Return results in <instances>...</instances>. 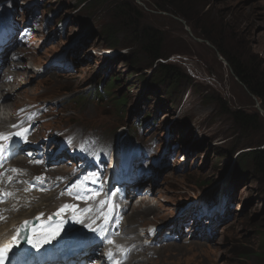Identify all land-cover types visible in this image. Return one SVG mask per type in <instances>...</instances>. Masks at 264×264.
Segmentation results:
<instances>
[{
	"label": "rangeland",
	"instance_id": "rangeland-1",
	"mask_svg": "<svg viewBox=\"0 0 264 264\" xmlns=\"http://www.w3.org/2000/svg\"><path fill=\"white\" fill-rule=\"evenodd\" d=\"M33 1L32 9H22ZM1 2L0 20L11 12V19L18 23L21 19L40 26L45 18L50 21L45 30L34 32L29 53L34 65H43L60 52L63 58L60 67L45 76L38 77L34 66L15 72L1 91L0 122H13L12 112L18 106L25 104L35 111L46 105L47 116L39 129L51 130L49 135L53 133L55 138L83 133L82 140L100 159L93 169L105 165V151L117 139L126 162L140 157L143 161L138 165L149 163L143 181L149 195L145 193L130 206L125 227L138 228L133 236L142 234L141 227L172 224L177 237L164 239L171 227L157 232L155 243L129 264H264L255 234L256 230L264 232L263 188L248 170L244 179L234 176L238 153L264 147V116L257 100L206 38L248 54L264 72V0H106L97 8L83 7L81 0H49L44 7L36 0ZM121 3L140 18V24L160 30L164 62L174 64L185 76L175 103H170L162 86L151 87L150 69L143 64L135 71L130 69L128 60L137 49L135 41L130 28L117 23L119 18L109 9ZM172 7L184 10L190 24L168 11ZM107 25L115 26L114 47H108L103 38ZM0 26L7 27L5 23ZM113 76L117 78L113 92L127 96L120 110L111 107L106 95L96 98L99 84L104 86ZM237 110L258 111L257 125L243 132L231 117ZM146 115L150 119L141 121ZM231 143L235 150L229 154ZM221 154L224 156L219 157ZM36 156L27 165L43 168L51 164L44 161V153ZM21 159L13 164H22ZM65 159L62 172L75 163L71 157ZM209 178L212 181L205 184ZM69 181L42 188L68 189ZM203 204L209 206L207 214L195 220ZM48 206L52 207L51 201ZM145 207L153 209L145 211Z\"/></svg>",
	"mask_w": 264,
	"mask_h": 264
},
{
	"label": "trees",
	"instance_id": "trees-1",
	"mask_svg": "<svg viewBox=\"0 0 264 264\" xmlns=\"http://www.w3.org/2000/svg\"><path fill=\"white\" fill-rule=\"evenodd\" d=\"M48 1L49 0H43L40 4L44 7ZM81 2L84 3L83 7L93 6V8H97L105 4L106 0H81ZM160 8L164 9L163 7ZM172 8L173 9H167L189 23L188 16L184 10L179 8L176 9L175 7ZM109 9L119 18V22L117 23L121 25L125 23L128 26L127 28H130L133 41H135L134 43L137 49L130 53L128 60L130 69L135 71L136 66L140 64H143L144 68L150 69L152 78L150 83L151 87L157 88L162 86L164 94L167 96L170 103H175L178 99L177 92L182 88L183 84H185L186 78L174 64L164 62L165 55L162 53V34L160 30L140 24V18L134 16L133 12L125 4H116L112 8L109 6ZM114 29V25H107L102 31L104 40L110 44L108 47H114L117 44L114 38ZM206 38L216 48L222 58L226 60L233 76L236 77L245 90L258 101L259 106L264 110V72L257 69L256 64L252 60L253 58H250L248 54H243L238 50L237 52H233L229 47H224L222 43L218 41V43L214 42L208 37ZM101 41L103 42V40ZM118 78L121 79L119 76ZM116 83V76L110 78L104 86L100 83V88L96 92V98H102L103 95H106L107 101H110L111 107L120 110L125 106L127 96L124 94L118 95L113 92V90H115V85H117ZM130 86H132V84H130ZM231 117L234 123L244 132L257 125L260 114L258 111L247 113L237 110L232 113ZM148 119H150V116L146 115L141 121L145 122ZM229 147H233L229 152V154H232L235 150V144L231 143ZM220 156H224V154L219 155V157ZM235 157L234 176L238 179H244L243 173H245V170H248L249 174L256 177L264 191V147H255L248 151L240 152ZM185 160H187V158H185ZM210 181H212L211 178L205 179L204 183L209 184ZM230 186L231 185H229V187ZM226 192H228V189H226ZM255 234L258 239V246L262 252H264V232L256 230Z\"/></svg>",
	"mask_w": 264,
	"mask_h": 264
},
{
	"label": "bare ground",
	"instance_id": "bare-ground-1",
	"mask_svg": "<svg viewBox=\"0 0 264 264\" xmlns=\"http://www.w3.org/2000/svg\"><path fill=\"white\" fill-rule=\"evenodd\" d=\"M32 6L33 5H30V8ZM23 7L26 9V5ZM24 8H22V9H24ZM34 67L37 68V66H34ZM3 71H4L5 76L7 73H9L8 69H5ZM28 75L30 76V74H28ZM8 83L9 82H4L0 85V98H2V95H3L1 91L4 89V87H6V85ZM7 93H9V92H7ZM1 103L2 102H0V104ZM37 149H38V146H37ZM25 150H29V149H23V150H21V152L26 153L24 155L27 157V159L25 157H23V159L20 160V162H22V164H20V165H14L13 161H12V166L13 165L16 166V167H14V168H16V171H13L14 169L13 170L11 169L10 171L9 170L6 171V174L8 176L5 180H3L0 183V189L4 190V193H0V198H3V199L7 198L8 199V201L6 203H0V215L4 212L7 215H10L12 213V211H16V213L12 214L11 218L3 217V216L0 217V223L4 224L3 226H1V228H7L8 226H10L12 224H18L23 219H28L34 213H37L38 211L42 210V207L40 204H37L33 209H26V203L28 201L43 200L47 203V206H48L50 201L52 202V200L55 199V197L57 196V193L59 192V189L58 188L52 189L51 193L45 194V191H49V190H44V188H42V186H51L52 184L57 183V181H59V180H61V181L63 180V184H64L65 182H67L69 180V178L68 179L62 178L61 172L63 170H62V168H57V167H51L49 169V173H50L49 178L45 183L42 180H38L36 178V174L42 168L41 167L37 168V167H34L32 165H27V164L31 163V161L36 160L37 158H35V157H37V156L35 155V153L33 151L27 152ZM44 154L46 157L47 153H44ZM42 163H44V162H42ZM50 163L52 164V162H50ZM8 179H9V181H8ZM68 183L71 185V180ZM28 184L33 185V188H34L33 191L28 192L26 190H23L24 188L27 187ZM62 203H69V201L67 199H65L62 201ZM51 206H53V205L51 204ZM129 208H128V210H129ZM148 209L149 210L153 209V207H149V208L145 207V211ZM203 214H204L203 211H200V214H197V215H201L199 217V218H201L203 216ZM113 219H115L114 216H113ZM195 220H196V218H195ZM129 221H130V219H129ZM152 226H155V225H152ZM167 227L168 226H162L161 229L164 230ZM132 232H134V231L129 230L128 232L123 234V237H125L126 239H130L129 235ZM137 256H138V254L137 255H131L130 260L137 258Z\"/></svg>",
	"mask_w": 264,
	"mask_h": 264
},
{
	"label": "snow or ice",
	"instance_id": "snow-or-ice-1",
	"mask_svg": "<svg viewBox=\"0 0 264 264\" xmlns=\"http://www.w3.org/2000/svg\"><path fill=\"white\" fill-rule=\"evenodd\" d=\"M13 127H16V125H13ZM15 135L17 136H20L21 138H23V133L22 132H16ZM2 139H9V137H6L4 136L3 134H0V140ZM6 150V145L3 144V143H0V154H2L4 151ZM13 171H16V170H13ZM94 175V174H93ZM108 201L105 200L102 202V204H107ZM68 209H71L72 212H73V217L76 218V211H77V206L76 205H62L61 208L57 211L56 213V216H62V214L68 210ZM85 211H91V209H86ZM43 215V214H41ZM107 219V217H106ZM25 225L27 222H24ZM61 223H63V221H61ZM59 228V226H58ZM94 231H103V228L102 227H99L98 229H93ZM57 234V232H52V233H49L48 235V239H51L53 238L55 235ZM17 237H13V239H16ZM110 243H112V241H109ZM29 243L30 244H33V246H38L40 241L38 240H29ZM8 251V248L7 246L5 247H0V264H2L3 260H4V253ZM111 253H109V256L111 257ZM17 264H20V262L18 261Z\"/></svg>",
	"mask_w": 264,
	"mask_h": 264
},
{
	"label": "water",
	"instance_id": "water-1",
	"mask_svg": "<svg viewBox=\"0 0 264 264\" xmlns=\"http://www.w3.org/2000/svg\"><path fill=\"white\" fill-rule=\"evenodd\" d=\"M137 2H138V0H137ZM224 59V58H223ZM226 60L224 59V62H225ZM236 78V77H235ZM237 79V78H236ZM258 102V101H257ZM257 106L259 107V111L261 112V114H263V116H264V110L263 109H261V107L259 106V103H257ZM27 225H28V223L24 226L25 228H27Z\"/></svg>",
	"mask_w": 264,
	"mask_h": 264
},
{
	"label": "clouds",
	"instance_id": "clouds-1",
	"mask_svg": "<svg viewBox=\"0 0 264 264\" xmlns=\"http://www.w3.org/2000/svg\"><path fill=\"white\" fill-rule=\"evenodd\" d=\"M180 222H182V221H178V224H180ZM168 226H169V224H168ZM170 226H172V224L170 225ZM169 226V227H170ZM158 227H162V226H158ZM173 227V226H172ZM172 233V232H171ZM172 235V234H171Z\"/></svg>",
	"mask_w": 264,
	"mask_h": 264
}]
</instances>
